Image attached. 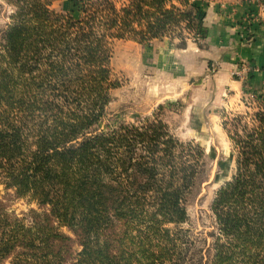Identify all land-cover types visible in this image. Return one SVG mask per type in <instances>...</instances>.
<instances>
[{"label":"trees","instance_id":"trees-1","mask_svg":"<svg viewBox=\"0 0 264 264\" xmlns=\"http://www.w3.org/2000/svg\"><path fill=\"white\" fill-rule=\"evenodd\" d=\"M3 1L16 11L0 33V264H264L263 101L224 111L237 157L208 248L186 227L205 149L178 139L165 106L129 124L108 113L116 45H201L213 0H72L68 15ZM25 199L38 207L12 210Z\"/></svg>","mask_w":264,"mask_h":264},{"label":"rangeland","instance_id":"rangeland-1","mask_svg":"<svg viewBox=\"0 0 264 264\" xmlns=\"http://www.w3.org/2000/svg\"><path fill=\"white\" fill-rule=\"evenodd\" d=\"M51 9L61 15L72 14L74 2L54 1ZM15 11L0 0V33ZM244 29L242 27L241 33ZM193 43L203 48L205 42ZM188 48L178 49L168 40L156 41L150 47L118 43L115 61L123 77V86L113 92L108 113L109 118L119 124H129L150 117L160 106H165L167 110L162 117L178 139L184 143L194 141L205 149L208 175L189 200L191 220L186 227L200 238L202 247L208 248L213 242L212 234L217 232L212 204L220 187L234 175L237 157L223 128L224 111L243 113L254 98L264 102V92L246 87L244 95L232 105L224 106L222 99L226 95L218 94L216 89L218 75L208 70L203 72L197 62L187 63L183 52ZM37 207L35 202L25 199L14 201L12 210L21 214Z\"/></svg>","mask_w":264,"mask_h":264},{"label":"crops","instance_id":"crops-1","mask_svg":"<svg viewBox=\"0 0 264 264\" xmlns=\"http://www.w3.org/2000/svg\"><path fill=\"white\" fill-rule=\"evenodd\" d=\"M252 11L260 19L250 25L247 22L242 33L251 36L248 42L242 41V27L246 28V16ZM207 13L209 36L203 48L189 43L183 52L187 63L197 62L203 72L218 75L216 89L226 95L224 106L244 95L246 87L264 92V0H216ZM244 65L255 69L247 80L235 77Z\"/></svg>","mask_w":264,"mask_h":264},{"label":"built area","instance_id":"built-area-1","mask_svg":"<svg viewBox=\"0 0 264 264\" xmlns=\"http://www.w3.org/2000/svg\"><path fill=\"white\" fill-rule=\"evenodd\" d=\"M259 19H260L259 15H256L253 12H251V13H249L246 16V19H245L246 20V24H244V26H246V29H247V27H248L247 24L248 23L250 25V23H253L254 21H257ZM246 29L244 31H246ZM241 34H242L241 35L242 41L248 42L249 39H250L251 34H249L248 32L247 33H241ZM254 70H255L254 68L244 65V66H242L240 71L235 72V76L241 78L242 80H247V78L248 79L251 78L252 73H253Z\"/></svg>","mask_w":264,"mask_h":264}]
</instances>
